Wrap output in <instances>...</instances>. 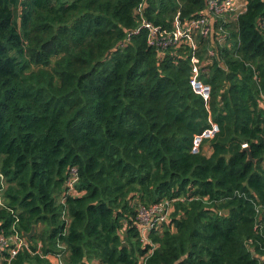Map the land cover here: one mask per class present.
I'll return each mask as SVG.
<instances>
[{
  "label": "trees",
  "instance_id": "16d2710c",
  "mask_svg": "<svg viewBox=\"0 0 264 264\" xmlns=\"http://www.w3.org/2000/svg\"><path fill=\"white\" fill-rule=\"evenodd\" d=\"M139 4L171 28L206 0H0V232L35 228L8 264H264V0L195 36L208 107L190 44L127 38ZM209 119L211 153H191ZM164 199L146 255L136 207Z\"/></svg>",
  "mask_w": 264,
  "mask_h": 264
},
{
  "label": "built area",
  "instance_id": "2783aa9c",
  "mask_svg": "<svg viewBox=\"0 0 264 264\" xmlns=\"http://www.w3.org/2000/svg\"><path fill=\"white\" fill-rule=\"evenodd\" d=\"M143 4H139L134 14L137 18V26L134 30L128 31L127 38L132 34H136L141 30L146 31V40L149 46L155 47L158 50H166L168 48L177 49L183 44H190L192 53L190 55L191 61V76L189 79L191 88L194 93L200 95L206 106L211 95V87L208 83L201 79V67L206 63L200 61L199 57L195 54L198 45L195 41V36L200 34L203 37L209 36L214 30V22L216 18H225L226 16H237L245 9V0H206L205 8L200 11L195 17L182 21L179 19L178 14L173 20L172 27H161L148 21L143 14ZM260 25L264 26V16L260 20ZM224 36L220 35L219 41H222ZM208 55L214 54L213 49H208ZM219 132L217 122L209 119V125L194 134L190 152L197 154L205 152V146L208 144ZM247 143H242V147H247ZM77 180L76 168L70 169V176L66 186L73 189V183ZM5 186V178L0 174V205H3L1 192ZM174 210L173 200L164 199L153 202L149 205L141 203L136 207V223L139 238L142 244H150L146 255L153 251L155 243L152 242L150 234L152 232L160 231L164 225L169 224L170 214ZM18 217L14 214L13 232L10 236H5L0 232V264H8L10 259L17 254L23 247L27 246V240L24 234H21L16 228ZM4 252L8 256L4 255ZM6 256V257H4ZM51 262L52 258L55 263H61L60 253H52L45 255ZM62 264V263H61ZM90 264H104L99 260H92Z\"/></svg>",
  "mask_w": 264,
  "mask_h": 264
},
{
  "label": "water",
  "instance_id": "95a60500",
  "mask_svg": "<svg viewBox=\"0 0 264 264\" xmlns=\"http://www.w3.org/2000/svg\"><path fill=\"white\" fill-rule=\"evenodd\" d=\"M244 150L247 151L248 159L249 160H252V161H255L254 158L251 156L249 147L248 146L245 147ZM227 212H228L227 210H224V213L227 214ZM262 219L264 220V216H262ZM34 230H35V228H34V226H32V228H31V230L29 232L24 233V236H25V238H26L27 241H30L31 240L32 235L34 234Z\"/></svg>",
  "mask_w": 264,
  "mask_h": 264
},
{
  "label": "crops",
  "instance_id": "0c3cea01",
  "mask_svg": "<svg viewBox=\"0 0 264 264\" xmlns=\"http://www.w3.org/2000/svg\"><path fill=\"white\" fill-rule=\"evenodd\" d=\"M208 144H206V146H205L206 155H209L211 153V151H212L211 146L210 145L208 146ZM52 262H53V264H58L57 262L55 263L53 258H52ZM59 264H61V263H59Z\"/></svg>",
  "mask_w": 264,
  "mask_h": 264
},
{
  "label": "rangeland",
  "instance_id": "374dc122",
  "mask_svg": "<svg viewBox=\"0 0 264 264\" xmlns=\"http://www.w3.org/2000/svg\"><path fill=\"white\" fill-rule=\"evenodd\" d=\"M210 145V143L208 144V146Z\"/></svg>",
  "mask_w": 264,
  "mask_h": 264
}]
</instances>
